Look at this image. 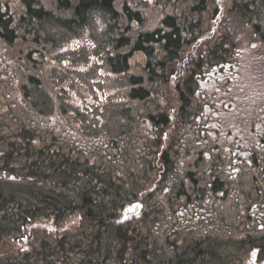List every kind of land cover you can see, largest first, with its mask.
Here are the masks:
<instances>
[{
    "label": "trees",
    "instance_id": "trees-1",
    "mask_svg": "<svg viewBox=\"0 0 264 264\" xmlns=\"http://www.w3.org/2000/svg\"><path fill=\"white\" fill-rule=\"evenodd\" d=\"M29 1L27 5L38 0ZM188 1L174 0L173 13L158 14L156 34L146 29L139 36H156V62L162 67L144 78L145 84L157 82L162 90L175 86L191 94L197 76L228 66L240 85L241 74H247L245 80L253 89L246 85L245 94L251 89L264 90V0H217L216 8L213 0H190L192 8L185 7ZM92 2L93 10L105 11L110 5L107 0ZM3 32L6 37L7 31ZM142 48L151 59V51ZM32 50L36 53L35 44L30 45ZM6 130L8 126L0 123V137H6ZM36 136L24 148L14 145L9 152L12 155L0 159L3 168L13 161L12 173L22 168L35 185L42 186L44 179L60 172L66 180L59 184L54 181L49 190L57 197L40 201L41 207L26 199L5 198L0 192V264H195L210 257L203 250L209 242L206 235L220 232L219 223L230 233L247 223L246 210L240 205L241 217L236 219L243 218L241 221L221 216L222 212L186 213L184 200L202 196L198 184L186 186L192 176L185 171L189 164L183 165L185 170H170L174 184L168 188V167L161 162L155 166L156 154L144 141L141 145L138 140L130 141L123 153L112 141L109 151L98 155L92 165L84 160L82 170L74 165V153L63 152V161L70 166L59 171L57 134L46 128ZM195 136L191 134V140ZM126 183L130 189L124 193ZM112 187H121L120 193H112ZM32 195L43 198L40 193ZM137 200L141 203L138 214L123 219V210ZM252 236L247 239L252 247H260L259 257L264 259V233Z\"/></svg>",
    "mask_w": 264,
    "mask_h": 264
},
{
    "label": "flooded vegetation",
    "instance_id": "flooded-vegetation-1",
    "mask_svg": "<svg viewBox=\"0 0 264 264\" xmlns=\"http://www.w3.org/2000/svg\"><path fill=\"white\" fill-rule=\"evenodd\" d=\"M86 1L38 0L27 5L30 3L29 0H26V3L23 0H0V78H2L0 80H7L8 86V82L12 86L15 85L19 96V101L13 102L12 96L8 95L7 103L0 108V111H5V114L10 113L8 134L5 138L0 137V159L8 156L14 145L19 144L21 148L26 145L27 140L12 131L13 111L18 104L23 103L24 95H26L24 90L30 86L31 77L35 76L37 80L43 79L47 83L44 93L47 94L46 98L53 110L51 118L53 127L56 128L54 131L60 133H58L60 138L57 135L55 150L59 171L63 164L67 166L65 160L63 161V152L74 153L73 157L79 161L80 165L84 160L92 165L94 151L100 150L105 154L109 151L112 141L118 143L121 153L126 151L125 148L130 141L138 140L140 145L144 141L146 147L156 154L157 160L163 152V147L168 153L175 151L176 143L173 141L167 145L166 141L177 128L175 131L177 136L189 133L184 141L194 143L188 148L192 154V160H190L192 163L185 171L196 168L197 171H193V174L198 175V178L192 180L193 174L189 173L188 175L192 174V177L186 186L192 187L198 184L197 189L202 193L197 200H184L187 203L186 213L206 211L208 215L210 211H213L219 214L223 212V206L226 203L232 210L238 205L246 210L241 204L243 201L252 203L256 207L264 204V90L257 88L254 91L249 85L252 88L251 93L245 94L244 89L248 84H238V77L227 69L228 66L225 70H213L197 76L194 83V95L206 108V112L200 114L188 129L190 104L186 89L183 88L181 91L175 89V86H168L166 90H162V86L157 82L150 86L145 84L144 78H147L152 71L159 72L162 67L159 62H156L159 55L156 48V36L148 39L139 38L146 29L151 30L149 34H156L158 14L165 13L163 11L171 7L174 8V0L164 2L139 0L145 3V6H141L140 3H134L132 6L128 3L122 4L118 16L115 15L117 12L112 0H107L110 5L105 11L93 10L92 0ZM12 4L16 9L11 10ZM191 4L193 3L189 0L185 7L192 8ZM213 4L216 8L217 0H213ZM224 7H228V4H224ZM149 9L157 14L150 22L147 21V15L142 17V14H147L146 11ZM92 13H102L106 16L104 25L111 30L108 33L109 62L116 60L123 63V68L116 70L111 64L107 69L103 67L102 70L97 65L98 77L90 78L87 82L88 89L92 87V90L97 91L96 96L89 93L84 100L83 97L72 95L70 103L73 105L67 107L64 104L66 102H62L67 98V94L63 92L64 89L61 88L60 83L62 79L70 77L68 69L71 63H68V59L61 61V55L48 57L46 46L39 47L36 50L37 54L34 50L30 52V45H37L40 42L35 38L33 22L39 23L52 19L62 30L79 29L87 26ZM49 14L51 17L48 16ZM59 15L61 18H58ZM121 18L124 19L125 25H121ZM4 30L7 31L6 37H4ZM135 34L137 36L133 37ZM136 45L140 47L136 48ZM142 46L151 51V59L148 58ZM151 60L155 63L150 64ZM36 67H40L41 70L37 72ZM46 67L47 77H43L41 73ZM246 75L241 74V77ZM104 78L108 81L114 80L113 84L117 88V95L122 103L119 108L128 115L124 129L117 136L118 140L105 135L102 130L94 134L90 131V128L95 131L94 119H100L95 114L101 106H106L105 102L109 100V97L105 96V88L103 93L98 90ZM43 80L40 86L43 85ZM2 86L0 85V88ZM67 93L70 95L69 92ZM172 99L175 101L176 111H174ZM95 103L98 105L95 106ZM258 112H261V116ZM240 125L246 127V136L239 133L237 127ZM233 126H235L234 130L231 129ZM254 126L261 129L259 134L253 132ZM191 134L196 135L192 137V140ZM170 140L172 141V138ZM11 155L12 153L9 156ZM157 162L166 165L163 158H159ZM7 163L8 166L5 164L6 167L3 168L0 162L2 174L13 169V161L10 160ZM168 170V178L173 185V172L170 171L172 168L168 167ZM63 174L60 172L59 179ZM257 174H262L261 186L255 184ZM236 216L241 217L239 214ZM248 219L252 222L254 235L262 236L264 226L263 230L257 227V224L262 222L261 215L253 212ZM248 247L250 248V264H264V260L258 262L260 247Z\"/></svg>",
    "mask_w": 264,
    "mask_h": 264
},
{
    "label": "rangeland",
    "instance_id": "rangeland-1",
    "mask_svg": "<svg viewBox=\"0 0 264 264\" xmlns=\"http://www.w3.org/2000/svg\"><path fill=\"white\" fill-rule=\"evenodd\" d=\"M146 1V0H145ZM114 9L116 10L118 16L119 12L121 11L122 4H129L132 6L134 3H140L141 6H145V3L140 2L139 0H112ZM14 4V2H13ZM12 4L11 10H14V6ZM18 5H21L18 3ZM16 9V8H15ZM48 10V8H47ZM175 11V7H171L168 10H164L163 12L173 13ZM147 14H142V17L144 18L145 15H147V21L150 22L153 20L154 15H157L156 13H153L151 9L146 11ZM50 16V14L48 15ZM51 17V16H50ZM56 18V17H54ZM58 18H61V15H59ZM105 20L106 16L102 13H92L91 18L88 21V24L84 28L79 29H72V30H62L57 25L58 23L52 19L47 21H41L39 23L33 22V31L36 32L37 35H39L43 42L46 44L47 48V56L52 57L53 55H61V61L68 59V63H71L70 68L68 69L70 77L64 78L61 80V88L64 89L63 92H66L67 98L63 99L64 103L67 107L72 106L70 102V97L72 95H77L80 97H83L85 100L87 95L90 93L92 96H96L97 91L88 89L87 82L90 78H97L98 75L96 73V66L99 65L103 70V67L107 69L109 65H114L116 70H122L123 63L116 62L114 60L113 62H109V40H108V29L105 27ZM146 21V22H147ZM121 25H125L124 19L121 18ZM1 54V50H0ZM128 54V53H127ZM70 59V60H69ZM41 70V69H40ZM47 67L42 70V76L47 77L46 75ZM45 73V74H44ZM45 75V76H44ZM36 78V77H35ZM250 79V77H247ZM2 79V78H0ZM7 81V80H6ZM6 81L0 80V85H3L2 88H0V108L7 103L6 100H1L2 97H7L8 95L12 96L13 102L19 101L18 96V88H16L15 85H11L10 82H8L9 86L7 85ZM264 81V80H263ZM114 80L108 81L107 79L102 80V85L98 86V90L103 93V90L105 88V96L109 97V100L106 101V106H101L99 111L95 114L100 119L95 118L93 123H95V131L90 128V131H92V134H94L98 130H102L105 135H108L110 137H114L118 135L123 129L124 125L126 124V119L128 118L127 113L123 112L119 107L122 106V103L120 102V98L117 95V88L113 84ZM249 85V83H247ZM47 86V84H46ZM194 89L195 87L192 86V93L187 94L188 99H191L192 108L190 110V115L188 116L190 118L189 125H187V128L190 129L191 125L194 123V121L197 119V117L200 114L205 113V107L199 102L198 97L194 95ZM30 95L33 98L32 105H34L35 108V116H34V123L32 122L31 113L33 112L31 109L29 113L27 110L22 109L24 113V117L31 119V124L27 125L28 128L35 129L34 132L40 131L41 129H49V130H56L54 128L52 123V114L53 111L51 110V105L46 101L47 94H43L41 89H29ZM69 92L70 95L67 93ZM46 99H45V98ZM166 97V96H165ZM173 100V99H172ZM112 101V102H111ZM46 102V103H45ZM111 102V104H109ZM25 104H29V102H24ZM45 103V104H44ZM173 107L174 111L177 110L175 101L173 100ZM98 103H95V106H97ZM40 112V115H39ZM261 116V112H258ZM6 116L0 117V120H5ZM175 123L177 124V121L175 120ZM238 128V131L240 134L245 135L247 134L246 127L244 125H240ZM177 129V128H176ZM172 134H170L169 139H167L166 143L169 145L171 142L176 143V149L173 153H168L166 148L163 147V152L160 154L159 158H163L165 160V163L168 167L176 168L178 170H182L183 165L185 164L184 159L186 158L187 161L190 159L192 160V154L189 152L188 147L193 145V142H185L184 140L189 136L187 134H183L182 136H177L175 131ZM232 130L235 129V126L231 128ZM253 132L256 134H259L261 129L254 126L252 127ZM57 132V131H54ZM57 132L58 138H60V133ZM35 134V133H34ZM34 134L27 130H22L20 133V137H31V141H35ZM63 137V136H62ZM191 137V135H190ZM172 138V141L170 140ZM183 153H186L185 156ZM157 158V160L159 159ZM153 162V159H149ZM157 160L155 163V166L157 167ZM144 172V171H143ZM17 174H12V176H4L0 173V192L6 197H20L27 199L31 201L35 205H43L40 201H48L52 200L53 197H57L56 193L54 191L46 189L47 186H50L51 188L54 186V179H47V181L44 182L42 186L35 185V180L30 179L26 172H24L23 169H20ZM187 173H192L193 171H187ZM192 177V176H191ZM198 175L195 173L193 174L192 180H197ZM255 184H258V186H261L262 182V174L255 175ZM166 180V186L171 187L173 185L170 184L171 179L165 178ZM145 181L148 182V178L145 179ZM43 182V181H42ZM52 184V185H51ZM174 184V183H173ZM45 186V187H44ZM148 188H150L149 184L147 185ZM123 192L127 193V191L130 189V186L126 183L123 187ZM121 187H112L111 192L116 194L117 192L120 193ZM134 189H132L131 194L134 195ZM31 193H40L43 198L40 199H34L31 196ZM238 195V194H237ZM135 203H140L139 200L135 201ZM241 204L246 208V215L247 217L251 215L253 212L261 215L262 222L257 224V227L259 230H263V222H264V204H261L256 207V205L248 202H241ZM239 206V205H238ZM238 206L230 209L229 204L226 203V205L223 206V212L221 216L230 217L232 216L234 220L236 219V214H239ZM39 207V206H38ZM240 211H242L240 209ZM131 212L129 208H126L123 210V214ZM132 214V213H131ZM129 214L128 216H130ZM243 218H241L242 220ZM237 220V221H241ZM247 222L244 228H241V225H239V228L235 227L233 231L238 230L237 232L230 233L227 231H223L222 228L225 227V225H221L219 227L218 224V231L216 234V230L209 231V234L206 236L209 238V242L207 243V247L203 248L204 251H208L210 254V258L205 259L201 263L197 264H226L230 260L234 259H242V263L250 264L251 263V257L249 256L250 248L248 246L242 247L243 240L245 238H248L252 235H254V230L252 228V222L247 218L245 221ZM253 237V236H252ZM260 243H262L260 241ZM236 257V258H235Z\"/></svg>",
    "mask_w": 264,
    "mask_h": 264
}]
</instances>
